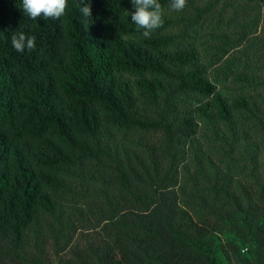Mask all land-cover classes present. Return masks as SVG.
Listing matches in <instances>:
<instances>
[{
    "label": "trees",
    "instance_id": "trees-1",
    "mask_svg": "<svg viewBox=\"0 0 264 264\" xmlns=\"http://www.w3.org/2000/svg\"><path fill=\"white\" fill-rule=\"evenodd\" d=\"M183 1L0 0V264H264V31Z\"/></svg>",
    "mask_w": 264,
    "mask_h": 264
},
{
    "label": "rangeland",
    "instance_id": "rangeland-1",
    "mask_svg": "<svg viewBox=\"0 0 264 264\" xmlns=\"http://www.w3.org/2000/svg\"><path fill=\"white\" fill-rule=\"evenodd\" d=\"M210 0H184L183 1V4L185 6V8H189V5L190 4H193L194 6H197V7H203V6H206V3H208ZM220 1H223V2H226L228 4V8H231V13H236L234 16H240V20H239V23L240 24H244L243 21H250V20H253L256 21L258 23V27H257V33H260L262 31H264V8L263 7H258V6H252L249 4V6L253 7L254 10L253 11H250L251 9L247 8V6H245L243 3L242 0H220ZM167 11H171L170 13H168L167 15L168 16H179L181 13V11H179V7H169L167 9ZM183 12H186V11H183ZM192 13V11H190ZM242 20V21H241ZM176 27H179V28H182L183 25H184V22L182 20H180V17H179V20L176 21ZM238 27V26H237ZM245 27V25H244ZM240 29L239 28H234V29H231L229 32H230V35L231 36H235L237 37L239 35L238 31ZM202 32V38L200 39V41H207L209 42V37L207 36V34H204L205 32L203 30H201ZM211 43V42H209ZM186 106H188L186 103H185ZM198 136V135H197ZM200 143H202L203 141L201 139L198 140ZM216 145H218L217 143L214 144V149L211 150V155H213L215 157V153L220 155V156H223L224 153L218 149H216ZM223 182V181H221ZM200 188H203V189H206L207 187L206 186H203V187H200ZM214 240L216 241V243H222L224 242L220 237H215L214 236Z\"/></svg>",
    "mask_w": 264,
    "mask_h": 264
}]
</instances>
